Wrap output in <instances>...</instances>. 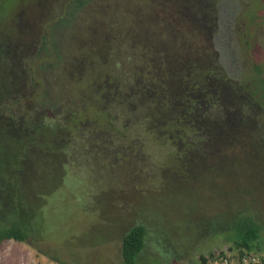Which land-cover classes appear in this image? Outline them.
Wrapping results in <instances>:
<instances>
[{
  "label": "trees",
  "instance_id": "16d2710c",
  "mask_svg": "<svg viewBox=\"0 0 264 264\" xmlns=\"http://www.w3.org/2000/svg\"><path fill=\"white\" fill-rule=\"evenodd\" d=\"M168 1L176 8H166L158 16H155L150 0L130 1L137 7L132 13L133 18L152 14L158 22L155 29L151 23L148 26V20L139 24L142 26L140 36L146 37V41H141L149 45L153 43L150 32L159 30L160 34L155 41L157 49L150 58L144 56L141 44H134L127 37L120 39L117 48L126 52L124 58L119 59L124 65V78L108 74L107 55L94 54L96 62L91 58L72 57L63 43L45 38L42 54L37 53L33 59L39 61L35 66L27 56L18 66H1L0 244L8 240L36 243L37 238H42L43 210L63 188L72 161L95 155L104 160L109 158V164L114 165L121 162L117 154L119 146L125 151L124 157L130 153L133 157L137 155L134 158L138 161L142 152L134 151L136 146L140 147L138 143H142L129 136L132 124H137L138 129L142 128L153 140L170 148L164 157L168 161L165 168L183 178L193 174L198 167L196 163L200 165L201 160L217 157L222 144L224 147L230 143L229 148L234 152L236 144H241V149L250 147L251 153L264 146L260 140H254L256 128L262 127L259 123L262 107L250 88L237 84L228 75L219 62L213 42L219 25L221 0ZM80 3L81 0H72L69 5ZM68 11L73 14L65 9L64 15ZM201 15L202 19L197 21L195 18H201ZM186 17L199 28L195 33L199 41L194 47L185 46L184 35L177 27ZM112 40L110 36L102 49L110 51ZM175 50L187 52V55H170ZM72 61L78 67L68 73L67 82H82L83 87L91 90L93 98L86 100L80 90L78 104L68 99L67 104L72 107L65 110L66 105L54 100L47 91L48 75L54 69L66 71ZM92 101H95L94 105H90ZM214 106L220 110L216 111ZM121 113L125 118L118 123ZM128 113L131 116L127 117ZM233 128L240 131L239 134L246 131L247 135L229 136L227 130ZM256 155L260 157V154ZM144 161L141 160L140 173ZM260 220L244 210H236L228 222H221L211 229L209 236L223 238L230 243L228 248L241 254H259L261 264H264ZM127 228L121 237L123 264H143L152 255L159 258L158 255L164 257L169 252L160 247L163 237L154 236V227L143 220H136ZM31 245L42 253L35 244ZM215 249L222 247L213 248L207 255Z\"/></svg>",
  "mask_w": 264,
  "mask_h": 264
},
{
  "label": "rangeland",
  "instance_id": "374dc122",
  "mask_svg": "<svg viewBox=\"0 0 264 264\" xmlns=\"http://www.w3.org/2000/svg\"><path fill=\"white\" fill-rule=\"evenodd\" d=\"M71 1L0 0V47L3 49L0 68L9 64L18 66L26 56L35 66L39 61L33 59L37 53L42 54L44 38L63 43L72 57L91 58L96 62L94 54L107 55L106 70L116 78L125 77L124 65L119 59L126 52L117 48L120 39L141 44L144 56H154L160 31L150 32L153 43L149 45L141 41L146 37L140 36L139 31L147 20L148 26L151 23L155 29L158 22L154 15L133 18L137 7L131 0H81L79 5H69ZM150 3L155 16L164 13L166 8H176L168 0H150ZM200 4L203 5L201 1ZM65 9L73 14L68 11L64 15ZM195 19H202V15ZM177 27L184 35L185 46L194 47L198 43L199 36L195 33L199 28L188 17ZM108 36L113 39L110 51L102 49L109 42ZM213 42L228 75L237 84L250 88L252 96L259 101L263 110L259 119L262 127L256 128L254 140L264 144V0H221ZM171 54L184 57L187 52L175 50ZM76 67L72 61L66 71L54 69L48 75L47 91L54 100L66 105L65 110L72 107L67 104L68 99L78 104L80 90L86 100L93 98L91 90L83 87L82 82H67L68 73ZM214 108L220 110L218 106ZM123 118L125 114L121 113L118 123ZM131 129L129 136H133L132 140H141L143 145L140 148L138 143L140 147L136 146L134 151L142 152L139 160L130 153L124 157L125 151L119 146L117 154L121 162L114 165L109 164V158L104 160L95 155L72 161L65 185L43 210L42 238H37L36 243L2 242L0 264H15L19 257L20 264H123L121 237L136 220L153 226L156 232L153 235L158 239L163 237L160 247H164V252L169 251L164 257L152 255L143 264L200 263V257L213 248L230 245L223 238L210 237L209 232L221 222H228L236 210L259 217L260 233L264 237V146L251 153L250 147L244 150L241 144H236L235 152L229 148L230 143L224 147L222 144L217 157L201 160L200 165L196 163L198 167L193 174L183 178L165 168L168 161L164 157L170 149L167 145L153 140L137 124H132ZM227 132L230 136L240 131L233 128ZM239 135L247 133L242 131ZM256 153L260 154L259 158ZM142 159L145 166L140 173Z\"/></svg>",
  "mask_w": 264,
  "mask_h": 264
},
{
  "label": "built area",
  "instance_id": "2783aa9c",
  "mask_svg": "<svg viewBox=\"0 0 264 264\" xmlns=\"http://www.w3.org/2000/svg\"><path fill=\"white\" fill-rule=\"evenodd\" d=\"M260 258V255L254 252L241 254L235 249L222 247L206 255L200 264H261Z\"/></svg>",
  "mask_w": 264,
  "mask_h": 264
},
{
  "label": "crops",
  "instance_id": "0c3cea01",
  "mask_svg": "<svg viewBox=\"0 0 264 264\" xmlns=\"http://www.w3.org/2000/svg\"><path fill=\"white\" fill-rule=\"evenodd\" d=\"M4 253H6V252H4ZM0 257H2V254L0 255ZM16 262H19V264H20L21 263V258L19 257V259ZM16 262H15V264H17ZM12 264H13V262H12Z\"/></svg>",
  "mask_w": 264,
  "mask_h": 264
}]
</instances>
